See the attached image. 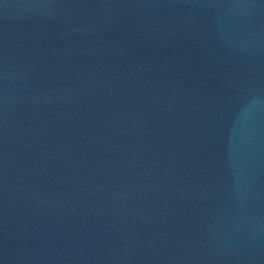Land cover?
Instances as JSON below:
<instances>
[{"label":"water","instance_id":"obj_1","mask_svg":"<svg viewBox=\"0 0 264 264\" xmlns=\"http://www.w3.org/2000/svg\"><path fill=\"white\" fill-rule=\"evenodd\" d=\"M0 264H264V0H0Z\"/></svg>","mask_w":264,"mask_h":264}]
</instances>
